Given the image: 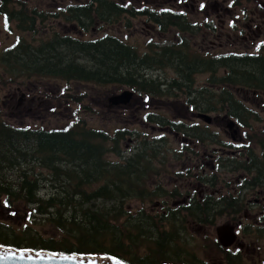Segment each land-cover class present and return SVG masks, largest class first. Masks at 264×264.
<instances>
[{"label":"trees","instance_id":"trees-1","mask_svg":"<svg viewBox=\"0 0 264 264\" xmlns=\"http://www.w3.org/2000/svg\"><path fill=\"white\" fill-rule=\"evenodd\" d=\"M2 1L0 13L15 21L21 32L38 39L39 35L33 34L40 33L39 22L43 23L51 13L29 6L27 0ZM82 1L98 3L89 5ZM82 1L75 8L65 6L61 12L56 10L57 15L81 27L101 24V20L113 26L140 16L155 21L161 32L172 27L180 33L191 29L187 24L190 20L183 16L154 12L147 5L118 7L110 0ZM192 28L196 32V27ZM188 35L165 45L152 42L144 53L112 33H105L103 37H80L53 31L49 39L38 44L20 37L1 55L0 94L9 83L27 86L26 79L38 76L39 80L52 77L66 82L117 84L159 100L181 95L194 114L214 113L224 119H237L243 127L254 129L251 121L260 119L259 112L245 100L247 93L256 94L257 98L261 97L256 103L264 109V43L256 52L216 54L210 50L194 51ZM166 67L173 68L177 77L169 80L149 72L152 68ZM199 73L208 77L195 84ZM67 93L62 94L67 96ZM84 100V94H73L68 101L86 109ZM2 105L0 97V201L13 214L17 210L26 213V220L35 219L38 214L41 219L39 229L31 227V221L19 225L9 217L0 219V246L111 256L129 264H196V258L189 257L196 255L184 243L193 238L189 223L208 226L220 216L227 215L230 223L237 218L228 210L235 202L233 195L225 190L229 187L225 180L229 168L222 166L219 175L214 172L206 178L201 173L197 176L196 169L185 166L186 155L191 154L189 157L195 159L212 145H222L219 135L213 133L207 122L189 124L154 112L151 118L158 125L182 134L189 141L195 139L202 151L168 149L166 138L150 140L149 134L141 136L138 132L135 137L145 149L139 151L142 149L139 148L136 153L125 156L123 141L127 135H134L133 131L118 129L110 133L90 127L78 112H74V120L59 127L18 126L3 118L7 114ZM257 136V145L264 147V132H258ZM112 151L114 154H110ZM259 160L252 158V161ZM156 161L160 168L153 166ZM176 164L179 168L172 169ZM161 169L166 171L163 176L159 174ZM145 177H158L160 182L166 177L168 184L156 182L153 187L155 182ZM183 182L188 184L189 193L193 191L189 182L203 183L209 191L203 197L196 192L187 206L173 210L169 206L181 199L178 188ZM175 183H178L176 188ZM214 189L222 191L212 194ZM43 191L45 196L41 195ZM135 200L141 205L137 210L131 208ZM157 203L165 204L167 212L154 210ZM31 205L33 208H29ZM50 226L53 231L44 235L42 229ZM215 239L214 247L222 248L226 261L230 264L234 258L240 261L242 250L235 255L234 249L231 252V248L221 246ZM177 240H182L183 247ZM142 243L146 253L141 256L136 248Z\"/></svg>","mask_w":264,"mask_h":264},{"label":"rangeland","instance_id":"rangeland-1","mask_svg":"<svg viewBox=\"0 0 264 264\" xmlns=\"http://www.w3.org/2000/svg\"><path fill=\"white\" fill-rule=\"evenodd\" d=\"M77 1L79 0H27L29 6H34L38 9L40 8L41 10H43V12L51 13V16L46 18L43 23L42 21L39 22L41 23V25L38 27L40 33L36 32V34H33L39 35L38 39L35 37L31 38L29 34H25V32L23 31L21 32V30L18 29L19 27L17 26L15 21L9 20V22H7L8 17H6L5 14H3V16L0 15V60L3 51L8 47L12 48L13 44H16L17 40H19L20 37H25V39L29 41L31 39L33 43L38 44L42 40L49 39L52 36L53 31H55V33L57 31H63V33L78 34V36L80 37H103L105 36L106 32L108 34L120 33V37L133 44L134 47L140 49V51L143 53L149 49L148 44H152V42L158 43L160 45H165L171 40L178 41L180 39L179 37L181 34H179L177 29L170 31L171 28H169L165 32H161L157 28L158 24L155 21L152 22L151 20L149 21L145 17L140 16L130 17L128 22L124 20V22H121L117 25H108L106 31L100 28V24H96L95 26L87 24V27L82 26L87 32V34L84 35L83 29L81 28V26H79V24H77V22H75V24H70L67 19L63 20L64 16L57 15V12H61V10H63V7L67 6V4H69L70 8V3H75ZM205 1L207 2V0ZM208 1L209 4L207 2L205 11L210 13L211 18L214 20V25L219 24L222 26V19H224L225 16H223L224 18H216L215 10L213 8L211 9V5L213 6L219 4V1ZM159 3L168 5V2ZM142 5L136 6L140 7ZM245 5H247L245 9L246 13H248V11L254 12L257 7L260 9L259 14L253 13L256 20V23L253 26V31L258 28V25H260L259 30L256 29L255 33L252 32L251 36L245 39L242 36L237 37L234 35H225L227 33H231L228 29V26L226 25V28L224 29L225 33L219 39H216L212 35H203L201 33H205L206 31H208L210 26L205 22L207 16L203 17V15L196 13L198 15L196 16V19L203 17V19L196 20L200 22L199 25L202 26L203 29L198 35H188L189 43L194 48V51L205 52L210 50L216 54H219L220 52L230 51L238 53L259 51L262 44L264 43V20L262 19L264 18V9L259 5L258 1L250 0L249 2H247L243 0V4L241 6L236 5V9L239 10V14L242 18L244 17V15H247L246 13L243 14L244 9L242 7H245ZM252 6L254 7L252 8ZM72 8H75V6L73 5ZM151 11L155 10L152 9ZM127 23H129V25H127ZM9 24H11V29H9ZM221 26L219 27L221 28ZM74 30L75 32L73 33L72 31ZM23 34H25V36H23ZM35 40H37V42H35ZM149 72L155 77H163L164 79L169 80L171 78L177 77L174 69L170 67L155 69L152 68V70ZM207 77L208 74L205 73L197 74L195 78V84L204 82ZM26 82L27 86H25V84L17 85L9 83L7 89L1 91L2 93L0 94V97L1 102L3 103L1 107L4 110L3 112L7 114L3 117L4 119L18 126L33 124L37 126L54 128L63 126L67 124L68 121L74 120V112H78L82 118L87 119V123L90 127L106 130L110 133H113L118 129L133 131L134 135H127L125 140L123 141L125 156L136 153L139 148H142L139 151L145 149L143 148V146L139 145L138 138L135 137L138 132L141 134V136H143L145 133L149 134V137L151 138L150 140L166 138L168 140L166 148L168 149L172 148V150L175 151H179L181 149V142L177 138L169 133H163V131L157 129L159 125L154 121L153 118H151V115L154 112L162 115H167L175 121H185L189 124L204 123L202 120L195 119L193 117V110L190 106L188 107L186 103L187 99H185V97L181 95L172 99L160 98L159 100L158 98L154 99L150 96H145L144 94L141 95V93H137V96H135V98L130 101V105L124 108L120 106H110L108 97L113 95L114 93H121L125 89H130L125 86L117 84L99 85L97 83L76 81L66 82L59 78L55 79L52 77H43L39 80V76L31 79H26ZM63 91H68L67 96H63ZM73 94H84L85 100L83 101V103H85L88 108L85 109L84 107H80L77 102L68 101L69 99H72ZM260 99L261 97L257 98L256 94L247 93V97L245 100V102L249 106L259 112L260 119L251 121V124L255 127V130L243 126L237 127L236 124L234 125L235 128H229L228 122L222 124L221 122H219L222 116L217 117V115L214 113H212L211 115L214 117L216 116L217 119L213 118L214 123L211 126V130L213 132L216 131L220 133V135L222 137H225L226 140L228 139L226 136L227 134L224 132V130H227L234 134L238 133V130H240V134L243 130H247L249 132L246 135L247 140L251 141V146L256 145L258 141L257 133L264 129V109H262L261 105H258L256 103ZM76 108L78 109V111ZM249 136L253 137L251 138ZM110 154H114V152L112 151ZM261 162H264V158L263 160H261ZM221 164V167L223 166V169H228L230 167V162L229 160L225 159V157L223 158ZM153 166L160 168V164L157 161L155 162V164H153ZM221 167L217 169L218 175L222 172ZM177 168H179L178 164H176L172 169ZM165 173V170H159L160 176H163ZM148 181H152L155 183L160 182L158 177L154 179L149 178ZM161 183L163 185H167L168 179L166 177H162ZM177 184L178 183H175L174 185ZM41 195L45 196V192H43ZM131 203V208L134 210H137L138 206H140V204L136 200ZM0 206L3 207V210L0 209V219H6L7 217H9L10 220L14 222V224L18 222L19 225L24 222L31 221V227L33 226L36 229L40 228L39 221L41 219V216L39 214L35 219L32 218L33 221L32 219L26 220V213H22L20 212V210H17L18 212L13 214V212L9 211V209L6 210L2 200L0 201ZM31 206L32 207L29 208H33V205ZM228 218L229 217L227 215L220 216L217 218L213 225L208 224V226H196L189 223V229H191V231L193 232V238H189L187 241H184V243L188 245V250L196 255V257H193L194 255L192 254L189 255L190 258H196V264H198L199 262H202L203 264H230L224 259L222 248H219L217 246L214 247L213 243V239L218 236L217 228L220 226L228 225V223H230V220ZM241 219L244 224L247 222L246 220L248 218L244 219V217H241ZM52 231L53 229H51V226L49 229H42V233L44 235H49ZM245 231L251 233V230L249 229H246ZM252 235L254 236V233ZM256 239L258 240V243L256 241H253L254 251H246L245 248H247V246L243 247L242 245V258L240 259V261L235 260L236 258L231 259L232 264H259L257 259L264 256V235L261 234V237L259 235ZM176 243L180 244L183 247L182 240H177ZM143 246H145L144 243L136 248V252H138L141 256L146 253L145 247ZM257 247H259V250H257ZM232 249L233 248H231V252ZM234 251L235 254L237 250ZM244 251H246L247 253H245ZM177 261L180 262V260ZM254 261L255 263H253ZM172 263L177 264V262ZM172 263L169 262L165 264Z\"/></svg>","mask_w":264,"mask_h":264},{"label":"flooded vegetation","instance_id":"flooded-vegetation-1","mask_svg":"<svg viewBox=\"0 0 264 264\" xmlns=\"http://www.w3.org/2000/svg\"><path fill=\"white\" fill-rule=\"evenodd\" d=\"M110 1L113 2V4H115L118 7H126L131 5L136 6L143 4L142 6L144 5L149 6L148 10L153 9L155 10L154 12H158V13L166 12L168 14H174L176 16H183L187 20H190L187 21V24L191 29L181 33L178 31L179 34H181L179 38H181L183 35H188V34L198 35L202 30V26H200L199 25L200 22L196 20L203 19V17L205 16H207L205 22L210 27L208 31H206L205 33L203 32L201 33L203 35H212L216 39H219L225 33L224 29L226 28V25L228 26V29L231 33H227L225 35L228 36L234 35L237 37L242 36L245 39L250 37L252 32L255 33L256 29L258 30L260 29V25H258V28H256L253 31V26L256 23L253 13H258V14L260 13V9L258 7L254 12L248 11V13H246L245 9L247 5H245V7H242L244 9L243 14L246 13L247 15H244L243 18L240 16L239 10L236 9L237 8L236 5L241 6L243 4V0L239 1L238 3H236L235 0H218L219 4L213 6L211 5V9L213 8L216 12V16H215L216 18L225 16V18L223 17L224 19H222L223 22L222 26L219 24L214 25L213 23L214 20L211 18L210 13L205 11V8L207 7V2L209 4L208 0L207 2L205 0H110ZM245 1L249 2L250 0H245ZM87 2L89 5H94L98 3L97 1L94 2L86 1L85 3ZM159 2H168V5ZM77 3H81V1L70 3V7H72ZM3 6H4V1L0 0V7ZM67 6H69V4H67ZM253 7L254 6H252V8ZM196 13L203 15V17L196 19V16H198ZM0 15L3 16L2 13H0ZM262 19L264 20V18ZM7 21L9 22V19H7ZM103 22L104 21L101 20L100 28L106 31L107 24H104ZM192 26L196 27V32H192L193 30H195L192 28ZM219 26H221V28ZM81 28L84 31L83 34L84 35L87 34L84 27ZM9 29H11V24H9ZM174 29L175 28L172 27L170 31ZM72 32H75V30ZM113 35L120 37V33ZM219 122L223 124L225 123V119L221 118ZM238 126H241V124L237 122V127ZM253 130H255V128ZM162 131L163 133H169L175 138H177L181 142L182 151L185 148H193V150L195 151L198 150H200V152L202 151V149L199 148L200 146L196 144L195 139L190 138L189 141L187 137L185 136L183 137L182 134H178L176 131L171 132V131H167L166 129H162ZM224 132L227 134L226 136L228 140H226L225 137H222L220 133L214 131L213 133L219 135L222 145H212L209 151L207 150V152H205L204 154L201 153V156L195 159H191L189 157L191 156V154L186 155L188 162H186L185 166H189L192 169H196L195 172L197 176L200 175L198 173H201L204 177L207 178L206 175L210 177L213 175L214 172L217 173V169L221 167L222 165L221 163L224 157L225 159L229 160L230 162L229 176L225 178V180L229 183V187L225 188V190L228 193H231L235 199L232 208L228 210L231 214L237 217L233 219L232 221L233 224L228 223L231 226H233V230L236 235V241L231 246V248L238 251V250H243V247L247 246V248L248 247L250 248L248 249L245 248V249L246 251H249L254 249L255 241L258 243V240L256 238L259 235L261 237V234L264 235V162H261V160H263L264 158L263 156L264 147L257 144L251 146L250 145L251 141L247 140L246 137L247 133H249L247 130L242 131L243 136H242V132L240 134V130H238V133L236 134L229 132L227 130H224ZM259 132H264V129H262ZM250 149H252V151H250ZM253 157L259 158L261 160L252 161ZM156 184L157 183H153V187H155ZM189 184L193 187L192 193L188 192L187 189L188 184L186 182L179 184L178 190L180 191L181 199L179 201L174 200L171 206H169L171 209L178 210V208L182 205L187 206L188 203L192 201L193 196L195 197L196 192H198L199 197H203L204 193L209 191V187L207 185H204L203 183L189 182ZM160 185L163 184L160 182ZM176 186L177 185H174V188H176ZM221 191L222 190L214 189L212 190V194H218L221 193ZM161 205L162 204L157 203L155 205L154 210H157L159 212H167V210L164 208L166 205L165 204H163L162 206ZM241 217H244V219L248 218L246 220L247 222L243 224ZM246 229L251 230V233L246 232L245 231ZM253 233L254 236L252 235ZM242 245L243 247H241ZM257 250H259V247H257ZM246 251L244 252L247 253ZM257 261L259 264H264V256L259 257ZM253 263H255V261Z\"/></svg>","mask_w":264,"mask_h":264},{"label":"water","instance_id":"water-1","mask_svg":"<svg viewBox=\"0 0 264 264\" xmlns=\"http://www.w3.org/2000/svg\"><path fill=\"white\" fill-rule=\"evenodd\" d=\"M264 9V0H257ZM264 15V12H263ZM135 98L133 90H123L108 97L110 106L128 105ZM197 117L207 123L213 122V116L208 113L198 112ZM228 127L234 128L235 122L228 120ZM234 126V127H233ZM3 210V207L0 206ZM219 241L224 246H231L236 240L233 226L224 225L217 228ZM0 264H128L118 258L79 255L69 253H53L45 251L19 250L0 246Z\"/></svg>","mask_w":264,"mask_h":264},{"label":"bare ground","instance_id":"bare-ground-1","mask_svg":"<svg viewBox=\"0 0 264 264\" xmlns=\"http://www.w3.org/2000/svg\"><path fill=\"white\" fill-rule=\"evenodd\" d=\"M44 192V191H43ZM234 231V230H233ZM235 233V232H234ZM4 247H7V246H4ZM17 249V248H16ZM20 250V249H19ZM27 250V249H26ZM31 251H34V250H31Z\"/></svg>","mask_w":264,"mask_h":264}]
</instances>
